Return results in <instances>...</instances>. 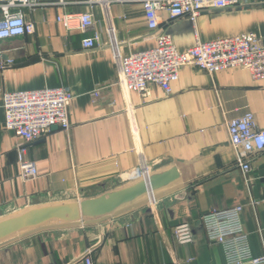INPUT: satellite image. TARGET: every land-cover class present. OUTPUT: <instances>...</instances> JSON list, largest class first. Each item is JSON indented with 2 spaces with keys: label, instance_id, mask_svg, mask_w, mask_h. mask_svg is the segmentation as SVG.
Wrapping results in <instances>:
<instances>
[{
  "label": "crops",
  "instance_id": "crops-1",
  "mask_svg": "<svg viewBox=\"0 0 264 264\" xmlns=\"http://www.w3.org/2000/svg\"><path fill=\"white\" fill-rule=\"evenodd\" d=\"M86 0H37L21 10L35 26L32 35L4 40L0 59V220L29 209L81 202L128 187L145 162L150 176L176 169L178 179L155 193L154 209L131 206L97 223L43 230L0 244V264H226L219 244L207 239L202 217L241 206L240 232L254 257L264 255V151L253 157L245 184L229 143L226 123L247 113L264 130V80L248 71L206 74L194 66L180 70L165 95L155 86L149 97L123 94L107 45L111 26L122 55L155 46L139 2L113 3L107 14ZM93 14L86 33L67 31L57 17ZM94 32L101 45L84 51ZM171 35L183 53L195 43L255 34L264 44V0L238 10H206L193 26L187 18L160 14L159 31ZM66 86L74 99L70 127L54 128L32 142L4 128L3 94ZM100 89L93 103L92 93ZM17 148L25 150L38 176L23 180ZM175 187V188H173ZM172 188V189H171ZM259 203L254 209L249 200ZM187 225L191 241L180 244L173 230Z\"/></svg>",
  "mask_w": 264,
  "mask_h": 264
},
{
  "label": "built area",
  "instance_id": "built-area-1",
  "mask_svg": "<svg viewBox=\"0 0 264 264\" xmlns=\"http://www.w3.org/2000/svg\"><path fill=\"white\" fill-rule=\"evenodd\" d=\"M139 2L142 6L146 27L151 32L155 46L151 49L122 55L113 28L105 29L107 45L111 51L117 69V81L123 94L135 92L141 99L149 97V87H159L165 95L171 92V84L179 78L180 70L185 66H194L210 75L228 69H243L249 72L253 80H264V44L255 34L216 39L208 42L197 40L195 45L183 53L175 48L173 39L167 32L159 31L160 14L166 13L170 21L187 18L196 24L199 15L206 10H238L249 7L253 0H86L91 10L99 6L104 15L113 3ZM65 5V0H58ZM37 0H0V44L4 40L32 35L35 26L24 19L21 10L34 8ZM67 31L86 33L93 27L91 11L79 14H63L57 17ZM101 45V36L94 32L81 42L84 51L94 50ZM12 60L0 59V70L12 65ZM100 89L92 93L93 103L100 98ZM74 99L66 86L45 88L32 91L7 92L3 94L4 128L20 137L24 142H32L50 134L57 128L69 129L68 109ZM226 129L236 164L242 171L245 184L254 156L264 151V130L256 127L254 116H244L227 121ZM17 160L20 176L31 180L38 176L34 163L26 160L25 150L17 148ZM140 179L148 182L150 171L145 162L139 165ZM147 206L156 205L155 192L146 194ZM259 203L249 200L252 209ZM264 204V200L261 202ZM242 207L212 212L202 217L207 239L219 244L224 252L226 264H264V255L254 257L249 249L247 234L240 232L239 214ZM180 244L191 241L187 225L177 226L173 230ZM86 264H92L86 258Z\"/></svg>",
  "mask_w": 264,
  "mask_h": 264
},
{
  "label": "water",
  "instance_id": "water-1",
  "mask_svg": "<svg viewBox=\"0 0 264 264\" xmlns=\"http://www.w3.org/2000/svg\"><path fill=\"white\" fill-rule=\"evenodd\" d=\"M177 179V171L172 168L166 172L151 175L148 182L139 180L128 187L95 198L29 209L21 214L0 220V244L9 243L43 230L78 226L82 222L97 223L131 206L147 204L145 196L148 191L158 193L157 191L168 187ZM158 197L157 194L156 198Z\"/></svg>",
  "mask_w": 264,
  "mask_h": 264
},
{
  "label": "rangeland",
  "instance_id": "rangeland-1",
  "mask_svg": "<svg viewBox=\"0 0 264 264\" xmlns=\"http://www.w3.org/2000/svg\"><path fill=\"white\" fill-rule=\"evenodd\" d=\"M146 198V197H145Z\"/></svg>",
  "mask_w": 264,
  "mask_h": 264
}]
</instances>
